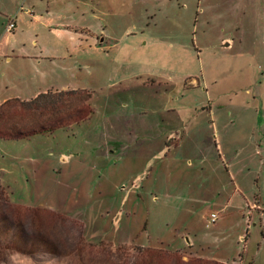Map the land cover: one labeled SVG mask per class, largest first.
I'll use <instances>...</instances> for the list:
<instances>
[{"label":"rangeland","instance_id":"rangeland-1","mask_svg":"<svg viewBox=\"0 0 264 264\" xmlns=\"http://www.w3.org/2000/svg\"><path fill=\"white\" fill-rule=\"evenodd\" d=\"M263 1L19 0L52 26L20 14L0 96L85 90L93 114L0 140V264H264L263 163L245 153Z\"/></svg>","mask_w":264,"mask_h":264},{"label":"trees","instance_id":"trees-1","mask_svg":"<svg viewBox=\"0 0 264 264\" xmlns=\"http://www.w3.org/2000/svg\"><path fill=\"white\" fill-rule=\"evenodd\" d=\"M85 90L48 91L34 99L0 105V140H22L80 124L93 114Z\"/></svg>","mask_w":264,"mask_h":264},{"label":"crops","instance_id":"crops-1","mask_svg":"<svg viewBox=\"0 0 264 264\" xmlns=\"http://www.w3.org/2000/svg\"><path fill=\"white\" fill-rule=\"evenodd\" d=\"M257 1L260 2V0H257ZM263 3H264V1H263ZM20 8L21 7H20L19 0H16L15 7H13L12 10H5L6 13L3 10H0V81H1V78H3V77L5 78V75H6V73L3 72V62H4V60L5 59H9V62H12L16 58V56H11L9 54V47H10L11 42H15L17 40L18 32L20 31V24L23 22V20L20 18V14L24 13V15H26V17H29V19H31V21L33 22L31 24L32 27H40V28H43V29H49L52 26V24L49 23L51 21H43L42 20L43 17H44V14L41 15L40 17H38V15L36 14V11H35V9H36L35 5H32L30 8L26 9V10H33V14L32 15L28 14V12L26 10L20 11ZM48 14H50V12ZM14 16H16V29L14 30V32L12 34H8L6 32V26H7L8 22H9V19L14 17ZM70 35H71V37H70L71 43H75L77 41V43H78L77 45H81L82 44V43H79L80 39H76L71 34V32H70ZM87 35H88V37H90L89 34H87ZM80 37H81L82 40H84L83 36H80ZM65 39L66 38H65V35H64V39L63 40H65ZM99 39L100 38L93 37V42H94L93 46H94V48L103 49L105 47L104 46V40L103 39L99 40ZM227 46H231V45H227ZM67 51H69V49H67ZM76 52H79V51H76ZM27 58H29V57H25L24 59H27ZM32 58H34L35 60L39 59L37 57H30L29 59H32ZM41 62L42 61L40 60V62H37V63L35 62V64L39 65V64H41ZM10 88H11V85H8V84H6L5 87L3 88V90H2L3 93L0 96V105L3 104L4 102L8 101V100H13V99L24 100V99H21L22 97L20 95L12 94L10 92ZM49 90L50 89H48V90L47 89L46 90L38 89V90L35 91V93L30 95V97H28L27 100L34 99L38 95H40L41 93H46ZM51 91H53V90H51ZM57 91H63V89L62 90H57ZM256 98L257 97H254L253 103L254 104L258 103L260 105L261 109H260V111H258V114H260V121L257 123V125L253 126L251 128V130L248 131V133H247L248 141H249L248 143H249L250 148L248 149V147H246V150H248V151L245 152V153H247L249 161L257 160V161H254V162H257L258 165L263 163V169H264V100L262 99L261 102H258V101H256L257 100ZM249 104H250V101H249ZM255 127H258V129L254 130ZM258 130H259V132H258ZM256 132L258 134H256ZM230 134H231V131L226 132V134H225L226 138L229 137ZM222 138L225 139L223 136H222ZM228 142H230V141H228ZM240 154L241 153H239V150L236 149V154L229 161H231V162L237 161L238 156ZM242 154H244V153H242ZM259 159H261V162H260ZM243 163H246V162H243ZM234 177L236 178L235 175H234ZM236 181L238 182V179H236ZM239 194H240V192L238 190L235 191V195H234L235 198ZM235 198L231 197V200L233 201ZM236 204L241 206L243 204V202L241 201V203L239 204V202L236 201ZM252 208H255V206L254 205L250 206V209H252ZM210 214H207V215H210ZM239 236H240L241 241H245V235L244 234H240ZM189 244H191V243H189ZM210 260H215V261L222 262L221 260L212 259V258H210ZM235 261H240L241 264H244L242 258L240 260L238 259V260H234L232 262L234 263Z\"/></svg>","mask_w":264,"mask_h":264},{"label":"built area","instance_id":"built-area-1","mask_svg":"<svg viewBox=\"0 0 264 264\" xmlns=\"http://www.w3.org/2000/svg\"><path fill=\"white\" fill-rule=\"evenodd\" d=\"M16 29V16L9 19V22L6 26V32L8 34H12L14 30ZM219 214L213 212L208 217V226L215 225L218 222Z\"/></svg>","mask_w":264,"mask_h":264}]
</instances>
